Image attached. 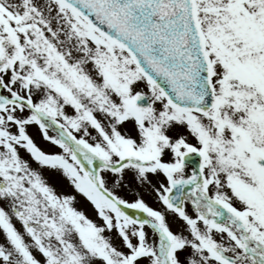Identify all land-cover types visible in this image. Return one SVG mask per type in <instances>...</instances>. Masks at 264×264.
I'll return each mask as SVG.
<instances>
[{
  "label": "snow or ice",
  "instance_id": "6c2138e0",
  "mask_svg": "<svg viewBox=\"0 0 264 264\" xmlns=\"http://www.w3.org/2000/svg\"><path fill=\"white\" fill-rule=\"evenodd\" d=\"M0 264H264V0H0Z\"/></svg>",
  "mask_w": 264,
  "mask_h": 264
}]
</instances>
